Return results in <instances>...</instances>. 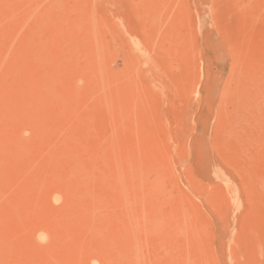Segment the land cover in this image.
Masks as SVG:
<instances>
[{
    "label": "rangeland",
    "instance_id": "rangeland-1",
    "mask_svg": "<svg viewBox=\"0 0 264 264\" xmlns=\"http://www.w3.org/2000/svg\"><path fill=\"white\" fill-rule=\"evenodd\" d=\"M0 264H264V0H0Z\"/></svg>",
    "mask_w": 264,
    "mask_h": 264
}]
</instances>
